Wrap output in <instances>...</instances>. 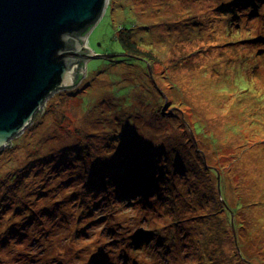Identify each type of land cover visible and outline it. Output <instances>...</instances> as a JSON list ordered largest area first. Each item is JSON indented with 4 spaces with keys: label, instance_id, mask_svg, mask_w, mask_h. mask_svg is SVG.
Returning <instances> with one entry per match:
<instances>
[{
    "label": "rangeland",
    "instance_id": "rangeland-1",
    "mask_svg": "<svg viewBox=\"0 0 264 264\" xmlns=\"http://www.w3.org/2000/svg\"><path fill=\"white\" fill-rule=\"evenodd\" d=\"M123 30L149 71L87 61L0 151V264H264V0H109L93 54Z\"/></svg>",
    "mask_w": 264,
    "mask_h": 264
},
{
    "label": "water",
    "instance_id": "water-1",
    "mask_svg": "<svg viewBox=\"0 0 264 264\" xmlns=\"http://www.w3.org/2000/svg\"><path fill=\"white\" fill-rule=\"evenodd\" d=\"M107 5L108 0H0V151L47 98L83 79L87 61L111 57L93 54L88 41Z\"/></svg>",
    "mask_w": 264,
    "mask_h": 264
},
{
    "label": "trees",
    "instance_id": "trees-1",
    "mask_svg": "<svg viewBox=\"0 0 264 264\" xmlns=\"http://www.w3.org/2000/svg\"><path fill=\"white\" fill-rule=\"evenodd\" d=\"M87 31H88V29L84 33H86ZM122 33L123 34H121V35L120 34H117L116 38H117V41L119 42V44L121 45V48L123 50L122 51L123 53L122 52L119 53V55H118L119 57H117L114 54L105 53L103 55H111V57L109 58V60H104V62H107V61L112 62L113 60H115L116 58H118V59H121V60L120 61H115V62H122V63H125L127 65H131V64H135V63H133L132 60H137L138 61V60H143L144 58L148 57V58H150V60L148 61V71H149V68L151 67V60H153L154 54H152L151 51H146V50L140 49L137 46V43L143 42L146 45H150L151 43L148 42V41H146V40H144L142 35H139L138 37H133L132 30H123ZM255 38L256 39H260V40H256V41H262V40L264 41V36L263 37L258 36V37H255ZM247 42H250V39L247 40ZM123 60L131 61V62H124ZM136 64H138V63H136ZM81 78H82V75L79 72L78 75H77V81L75 82V85L81 80ZM39 112H37V114ZM220 204H223V199H222V202H220ZM228 213L231 216L230 225H231V229H232V233H233V230L235 229L234 221H233V212L232 211H228ZM232 222H233V224H232ZM8 229H9V232H10V236L18 235V238H19V233L20 232L17 231L16 228H8ZM17 255L18 256L21 255V252L20 253L17 252V253H15L13 255L14 256V259L16 261L15 264H22L21 261H20V259H19V257ZM34 261L35 262H33V263H36L38 261L37 256H35ZM23 264H25V263L23 262Z\"/></svg>",
    "mask_w": 264,
    "mask_h": 264
},
{
    "label": "bare ground",
    "instance_id": "bare-ground-1",
    "mask_svg": "<svg viewBox=\"0 0 264 264\" xmlns=\"http://www.w3.org/2000/svg\"><path fill=\"white\" fill-rule=\"evenodd\" d=\"M103 16V15H102ZM2 151V150H1ZM47 233H49V235H51L52 233H50V231H47ZM51 238V237H50Z\"/></svg>",
    "mask_w": 264,
    "mask_h": 264
},
{
    "label": "clouds",
    "instance_id": "clouds-1",
    "mask_svg": "<svg viewBox=\"0 0 264 264\" xmlns=\"http://www.w3.org/2000/svg\"><path fill=\"white\" fill-rule=\"evenodd\" d=\"M109 1V0H108Z\"/></svg>",
    "mask_w": 264,
    "mask_h": 264
}]
</instances>
